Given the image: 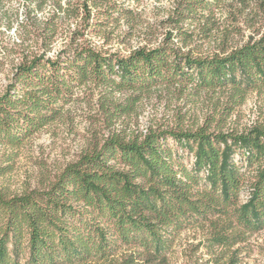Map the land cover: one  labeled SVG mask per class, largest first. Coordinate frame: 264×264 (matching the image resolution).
Returning <instances> with one entry per match:
<instances>
[{"label": "trees", "instance_id": "16d2710c", "mask_svg": "<svg viewBox=\"0 0 264 264\" xmlns=\"http://www.w3.org/2000/svg\"><path fill=\"white\" fill-rule=\"evenodd\" d=\"M10 1L0 0V8ZM36 1L41 9L48 0ZM89 1L96 7L106 0L83 2L90 18ZM220 2L182 0L180 15L211 12ZM258 2L264 14V0ZM55 8L67 11L60 3ZM73 51L50 58L45 49L17 67L0 95V144L19 147L87 83L130 93L125 104L105 98L110 120L162 86L220 91L229 109L251 91L264 92V33L206 57L168 46L127 57ZM236 156L257 165L244 203ZM198 223H208L210 248H231L264 229V124L241 133L158 127L129 139L113 134L45 187L20 195L0 190V264H167L175 234ZM122 247L131 252L118 253Z\"/></svg>", "mask_w": 264, "mask_h": 264}, {"label": "rangeland", "instance_id": "374dc122", "mask_svg": "<svg viewBox=\"0 0 264 264\" xmlns=\"http://www.w3.org/2000/svg\"><path fill=\"white\" fill-rule=\"evenodd\" d=\"M84 1L48 0L38 9L41 1L11 0L0 8V95L13 82L17 67L45 49L50 58L82 47L127 57L139 48L168 46L192 57H206L227 54L264 33L258 0H222L211 12L192 17L186 12V17L180 15L182 0H106L96 7L89 1L90 18ZM59 3L67 11L56 12ZM51 31L55 36L49 38ZM109 90L92 83L76 88L56 120L17 148L0 144V190L20 195L45 187L81 154L113 134L129 139L158 127L241 133L264 124V92L251 91L241 105L229 109L220 91L162 86L144 93L133 111L110 120L103 108L105 98L125 104L130 93L109 94ZM235 160L245 182L239 197L244 203L257 165L247 166L241 156ZM208 237V223L178 232L167 264H264V229L231 248H210ZM130 252L122 247L118 253Z\"/></svg>", "mask_w": 264, "mask_h": 264}]
</instances>
